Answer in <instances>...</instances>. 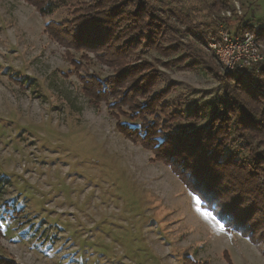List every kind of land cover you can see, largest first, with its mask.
I'll use <instances>...</instances> for the list:
<instances>
[{
	"label": "rangeland",
	"instance_id": "rangeland-1",
	"mask_svg": "<svg viewBox=\"0 0 264 264\" xmlns=\"http://www.w3.org/2000/svg\"><path fill=\"white\" fill-rule=\"evenodd\" d=\"M211 1L168 6L195 28L185 40L205 59L213 55L206 44L216 25ZM241 1L245 20L264 22V0ZM72 18L70 8L41 17L23 0H0V258L13 264H264L260 246L221 230L214 206L209 210L168 166L119 132L118 125L130 124L127 107L87 97L83 88L91 80L111 78L137 55L113 66L93 51L47 37L48 23ZM182 55H142L159 74L144 99L167 89L163 102L172 113L202 108L222 91L216 59L215 65L195 55L173 61ZM155 116L166 127L165 112Z\"/></svg>",
	"mask_w": 264,
	"mask_h": 264
},
{
	"label": "trees",
	"instance_id": "trees-1",
	"mask_svg": "<svg viewBox=\"0 0 264 264\" xmlns=\"http://www.w3.org/2000/svg\"><path fill=\"white\" fill-rule=\"evenodd\" d=\"M23 1L41 17L63 8L72 10L69 24L50 22L44 28L58 45L93 51L113 66L121 57L137 55L135 63L117 69L111 78L91 80L83 88L85 94L93 103L113 98L112 106L127 107L130 124L118 125L119 132L168 166L201 203L215 207L212 212L225 228L260 246L264 257V64L214 74L223 84L216 100L186 113L181 109L172 113L163 102L167 89L144 99L159 74L142 55L154 51L168 57L182 52L173 61L195 55L207 65L216 62L214 55L205 59L195 42L185 40L195 28L186 16L168 8L176 0ZM239 5L243 7L240 0ZM207 9L212 17L231 11L242 32L264 41V22L253 24L244 19L245 13L238 16L230 0H212ZM202 35L196 37L204 44ZM156 112H165L166 127L155 120ZM240 151L246 155L239 157ZM0 264L13 263L0 258Z\"/></svg>",
	"mask_w": 264,
	"mask_h": 264
},
{
	"label": "built area",
	"instance_id": "built-area-1",
	"mask_svg": "<svg viewBox=\"0 0 264 264\" xmlns=\"http://www.w3.org/2000/svg\"><path fill=\"white\" fill-rule=\"evenodd\" d=\"M238 16H242L238 0H230ZM231 11L225 10L213 16L215 30L207 37V47L216 58L224 73L251 70L264 64V41L249 31H241Z\"/></svg>",
	"mask_w": 264,
	"mask_h": 264
},
{
	"label": "snow or ice",
	"instance_id": "snow-or-ice-1",
	"mask_svg": "<svg viewBox=\"0 0 264 264\" xmlns=\"http://www.w3.org/2000/svg\"><path fill=\"white\" fill-rule=\"evenodd\" d=\"M221 230H223V225H220Z\"/></svg>",
	"mask_w": 264,
	"mask_h": 264
}]
</instances>
